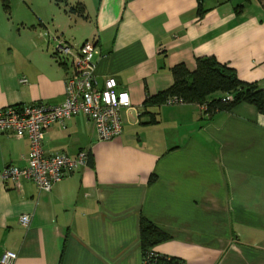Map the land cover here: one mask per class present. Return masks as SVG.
Returning <instances> with one entry per match:
<instances>
[{
  "label": "crops",
  "instance_id": "obj_1",
  "mask_svg": "<svg viewBox=\"0 0 264 264\" xmlns=\"http://www.w3.org/2000/svg\"><path fill=\"white\" fill-rule=\"evenodd\" d=\"M30 23L0 21V109L66 99L73 68L58 43L93 41L96 81L129 95L123 133L101 141L82 115L45 134L47 155L83 167L49 192L5 181L25 168L28 138L0 136V258L14 264H143L140 222L169 240L154 254L183 264H264V116L247 103L204 115L197 104L144 109L173 85L171 69L212 57L264 90V3L257 0H30ZM239 7L243 9L237 11ZM198 11L203 12L198 16ZM153 181L150 182V179ZM30 217L27 227L20 224Z\"/></svg>",
  "mask_w": 264,
  "mask_h": 264
},
{
  "label": "built area",
  "instance_id": "obj_2",
  "mask_svg": "<svg viewBox=\"0 0 264 264\" xmlns=\"http://www.w3.org/2000/svg\"><path fill=\"white\" fill-rule=\"evenodd\" d=\"M99 55L93 41H86L78 49L60 41L54 49V57L58 63L69 62L73 68L72 74L64 81V103L57 106L35 103L0 109V136L10 134L18 139L28 138L30 142L27 166L5 168L2 172L5 181H12L16 185L21 180L32 181L41 191L49 192L64 177L85 166L88 161L86 152L70 158L64 154L47 155L43 150L46 132L53 125H63L75 116H84L101 141H110L122 135V112L132 110V104L126 92L116 90L117 84L113 78L107 79L102 89L98 88L95 71ZM180 103L172 99L168 105ZM202 111H206L205 106H202ZM29 221L27 215L20 218L23 227H27ZM16 258L15 253L5 252L0 264H14ZM170 260L149 252L143 264H169Z\"/></svg>",
  "mask_w": 264,
  "mask_h": 264
},
{
  "label": "trees",
  "instance_id": "obj_3",
  "mask_svg": "<svg viewBox=\"0 0 264 264\" xmlns=\"http://www.w3.org/2000/svg\"><path fill=\"white\" fill-rule=\"evenodd\" d=\"M58 2V0H55ZM264 3V0H257ZM10 0H1V5L9 13ZM243 8L239 7L237 11ZM203 12L198 11V16ZM173 85L155 96H147L144 109L157 108L167 105L172 99L181 101L180 104H197L206 107L204 115L211 117L218 112H230L237 105L247 103L254 106L264 116V90L255 83L242 82L235 70L220 64L212 57L196 60V69L188 71L184 64L171 69ZM88 161L89 154L87 153ZM87 161V162H88ZM153 178L150 179V182ZM140 243L143 260L151 248L169 240V237L149 221L140 222ZM169 264H183L172 259Z\"/></svg>",
  "mask_w": 264,
  "mask_h": 264
},
{
  "label": "rangeland",
  "instance_id": "obj_4",
  "mask_svg": "<svg viewBox=\"0 0 264 264\" xmlns=\"http://www.w3.org/2000/svg\"><path fill=\"white\" fill-rule=\"evenodd\" d=\"M30 0H10L9 7L11 10V17L17 21L30 23L32 21V15L28 12ZM4 20L7 24L8 17L0 9V21Z\"/></svg>",
  "mask_w": 264,
  "mask_h": 264
}]
</instances>
